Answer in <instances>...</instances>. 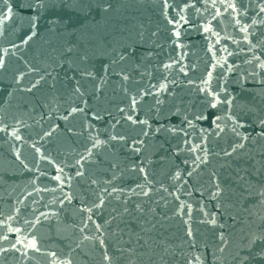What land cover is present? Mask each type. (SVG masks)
I'll use <instances>...</instances> for the list:
<instances>
[{
    "label": "water",
    "instance_id": "water-1",
    "mask_svg": "<svg viewBox=\"0 0 264 264\" xmlns=\"http://www.w3.org/2000/svg\"><path fill=\"white\" fill-rule=\"evenodd\" d=\"M262 9L0 0V264H264Z\"/></svg>",
    "mask_w": 264,
    "mask_h": 264
},
{
    "label": "snow or ice",
    "instance_id": "snow-or-ice-1",
    "mask_svg": "<svg viewBox=\"0 0 264 264\" xmlns=\"http://www.w3.org/2000/svg\"><path fill=\"white\" fill-rule=\"evenodd\" d=\"M184 7H194V5H189V4H185ZM227 7H230L232 8L233 11H236V6L234 4H229ZM264 10V9H262ZM2 61H0V66H2ZM35 85H33L34 87ZM161 87H163V85H161ZM31 90V89H29ZM201 91H204V89H201ZM136 101L135 99H133V105H135ZM209 103L211 104L212 107H215L216 104H215V100L213 99L212 101H209ZM73 112L77 111V109H73L72 110ZM120 111H123V109H120ZM129 119H131V117H129ZM133 123H135V121H133ZM143 123V122H141ZM17 139H19V137H17ZM113 139H115V137H113ZM97 143H99V141H97ZM93 147H95V145H93ZM86 151H88V149H85ZM37 151H39V149H37ZM81 159H83V157H81ZM141 171H144L143 169H140ZM77 175H81L80 172H77ZM57 179H59V177H56ZM190 234V233H189Z\"/></svg>",
    "mask_w": 264,
    "mask_h": 264
}]
</instances>
